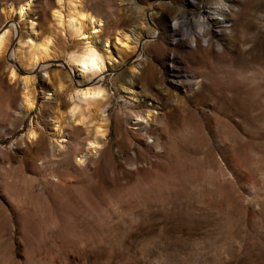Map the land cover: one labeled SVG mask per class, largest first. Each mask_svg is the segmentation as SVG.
Here are the masks:
<instances>
[{"label": "rangeland", "instance_id": "374dc122", "mask_svg": "<svg viewBox=\"0 0 264 264\" xmlns=\"http://www.w3.org/2000/svg\"><path fill=\"white\" fill-rule=\"evenodd\" d=\"M24 1L0 0V36L8 34L0 52V264H264V0H208V9L225 6L230 26L213 28L211 46L197 50L187 35L175 42L168 24L177 7L167 1L154 11L156 0H81L105 26L78 39L52 18L56 0H37V64L36 40L10 14ZM162 30V40H137ZM92 36L106 69L82 79L67 58ZM131 80L158 114L145 133L131 129L147 115L126 91ZM94 86L106 106L77 105L74 125L88 126L79 122L65 137L67 153L85 150L97 127L105 151L84 166L69 154L32 165L20 147L30 129L71 119L72 94Z\"/></svg>", "mask_w": 264, "mask_h": 264}, {"label": "bare ground", "instance_id": "6f19581e", "mask_svg": "<svg viewBox=\"0 0 264 264\" xmlns=\"http://www.w3.org/2000/svg\"><path fill=\"white\" fill-rule=\"evenodd\" d=\"M36 1L37 0H26L21 3L10 5L11 6L10 14L11 15L16 14L19 17L18 20L20 22V25L28 26L25 37L32 42L37 39V36L35 34L37 32L38 26L40 25L39 21L42 19V18L41 19L39 18V21H35L33 19V17L37 15L36 10H35ZM80 1L81 0H56V2L53 3L54 4L53 7L50 9L51 16L52 18H54V21H56L58 25L63 27L66 33H69L72 37H75L78 39H82V37L84 36V33L87 31L94 30L97 27H100L102 31V28L105 26V23L101 19H97L90 13H85L83 8H81V6L78 4L80 3ZM164 1L169 2V5L172 6L171 8H173V6L177 7L176 10L174 9L175 14L172 17L170 24H168V28L170 32L172 33V35L174 36L176 43L183 42L184 36L187 35L190 38H192L193 44L194 43L196 44L195 48L191 46L192 50H197L198 48H204V46L202 45L203 42L207 43L206 48H208L212 44V40H213L212 38L214 34L213 28H219L216 34H221L225 30L228 31V28L230 25H229V21L227 18L229 17V14L225 6L222 3H217V6L215 8L208 9L207 7L208 0H183L181 4H178V0H156L152 5V9L155 11L157 6L162 5ZM154 4L156 6H154ZM160 13L163 19V20L161 19L160 21H163L164 24L167 25L169 16L166 13L159 12V14ZM171 14L172 13L170 12V15ZM215 16H220L223 19L220 20L218 18H215ZM190 17L195 18V21L193 22ZM167 31L168 30L166 31L162 30L160 32L154 31L155 33L151 31H147V32L143 31L141 34L138 35L137 40L138 42L143 41L144 40L143 38H146V39L153 38V41L154 39L157 40V38L162 40L164 36V32H167ZM7 36H8L7 32L4 34H1L0 36V52L3 50L5 43H7L6 42ZM93 38L94 36H92V39H91L92 41L90 39H85V41L82 43V46L80 47L81 50L80 51L78 50V52L77 51L71 52V54H69L67 58V66H70V68L71 66H75L78 69H80L81 72L79 76L82 79L96 77L106 69L105 54L103 52V49L93 44ZM127 40H128V37H127ZM157 44L158 46L160 45L159 42ZM39 45L40 44H38V47ZM217 46L219 49H223L222 44H219ZM38 47H37V40L36 42L31 43L32 55L30 56H31V63L33 64H37L42 58L41 57L42 54L41 52L39 53L40 49ZM2 52H4V50ZM139 57L143 58L142 54ZM6 60L7 58L4 56L3 58L0 59V63ZM14 72L15 71L13 70L12 72L13 78L15 77ZM134 85H135L134 81L131 80L129 87L125 89L128 93H130L131 97L133 98L135 102L138 101L140 102L139 104H143L145 106V108L147 109V115L146 116L144 115L135 116L133 118L134 122L132 123L131 129L134 132L141 131L142 133L145 130H147V128L151 130L154 126H157L158 122L156 125L155 123L158 119L157 118L158 114H155L156 111L154 112L152 103L148 104L147 100L142 101L143 96L142 98L141 96H139L137 91L134 89ZM72 87H74V85H72ZM190 87L193 90L194 88L197 89L199 86L197 83H194V84L192 83L190 84ZM73 94H72V98H76V100H78L79 103L75 102L74 106H72L69 112L71 119H69L68 121H65V120L63 121V119H59L58 116H55L53 121L51 120L52 122H49V123L46 122L47 126L45 124V127L43 129L38 128V131H37L33 127L30 129V131L26 135V139L30 141V144L27 141L26 142L24 141L25 143L23 142L24 144H21L20 147L25 149V152L28 158L27 160L30 161L32 165L34 166L53 165L54 163L58 162L59 159L69 154L67 153V150L72 148L73 142H70V140L65 141V137L68 136L69 133L76 128V125L79 124V122L80 124L83 123V125L86 122L84 121L85 119H79L77 124L74 125L75 122L73 119L76 117V115H78L76 114L77 105L80 103H85L88 106H90L91 104H97V102L101 104L107 98L105 97L106 94L104 93V89H102L100 86H94V87L84 89L81 91H76L75 96H73ZM33 99L29 93L24 94L22 103L24 105V108L27 110V113L28 111L32 112L33 111L32 109H34L33 107H34L35 102ZM58 99L59 98H55L54 101L57 103ZM100 104H98V106ZM11 106L13 105L11 104ZM100 106L105 107L106 103L105 104L102 103V105ZM105 112L106 110L104 111V113ZM63 118L65 119V117ZM38 125L37 127H39ZM86 125L87 124H85L84 126L86 127ZM81 129H84V128H81ZM100 129L101 128L97 127L95 130H93L94 131L93 135L86 140L85 150H82L81 147L78 146L74 152L71 151V154H69V156L70 158L74 159L73 161L74 163H76V165L78 164V165L84 166L86 162L92 163V160H90L89 158H88L89 160L87 159V156L90 153L94 154L93 152H96L97 154L100 152L103 153V151H105V145H106L105 135H104V132ZM148 133L149 132H147V134ZM61 139H63L64 141L62 142ZM30 148H33V150H30Z\"/></svg>", "mask_w": 264, "mask_h": 264}]
</instances>
